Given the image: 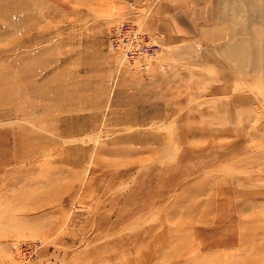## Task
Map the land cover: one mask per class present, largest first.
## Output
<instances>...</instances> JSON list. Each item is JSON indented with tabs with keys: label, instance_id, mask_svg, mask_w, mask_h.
Masks as SVG:
<instances>
[{
	"label": "rangeland",
	"instance_id": "rangeland-1",
	"mask_svg": "<svg viewBox=\"0 0 264 264\" xmlns=\"http://www.w3.org/2000/svg\"><path fill=\"white\" fill-rule=\"evenodd\" d=\"M124 18L159 37L146 72L108 46ZM22 244L264 264V0H0V264Z\"/></svg>",
	"mask_w": 264,
	"mask_h": 264
},
{
	"label": "built area",
	"instance_id": "built-area-1",
	"mask_svg": "<svg viewBox=\"0 0 264 264\" xmlns=\"http://www.w3.org/2000/svg\"><path fill=\"white\" fill-rule=\"evenodd\" d=\"M106 41L121 60L134 66L140 72H145L150 68V61H153L161 46L156 33L148 34L140 24L126 18L110 26ZM159 68L163 70L165 65L161 64ZM12 251L13 264H22L23 260L32 254V246L29 244L16 245Z\"/></svg>",
	"mask_w": 264,
	"mask_h": 264
},
{
	"label": "bare ground",
	"instance_id": "bare-ground-1",
	"mask_svg": "<svg viewBox=\"0 0 264 264\" xmlns=\"http://www.w3.org/2000/svg\"><path fill=\"white\" fill-rule=\"evenodd\" d=\"M150 63H151V66H152V65H153V61H152V62L150 61ZM151 66H150V67H151ZM149 69H150V68H149ZM149 69H148V70H149ZM145 72H146V71H145ZM11 263L13 264V260H10V262H9L8 264H11Z\"/></svg>",
	"mask_w": 264,
	"mask_h": 264
}]
</instances>
